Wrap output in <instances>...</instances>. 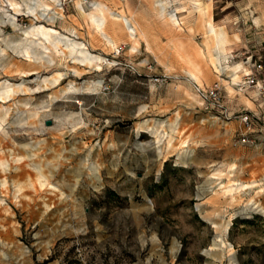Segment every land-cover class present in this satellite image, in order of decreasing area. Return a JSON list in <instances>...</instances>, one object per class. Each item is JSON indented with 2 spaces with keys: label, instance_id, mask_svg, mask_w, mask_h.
<instances>
[{
  "label": "rangeland",
  "instance_id": "1",
  "mask_svg": "<svg viewBox=\"0 0 264 264\" xmlns=\"http://www.w3.org/2000/svg\"><path fill=\"white\" fill-rule=\"evenodd\" d=\"M7 1L0 0V264H264V97L257 95L255 115L247 112L248 128L225 118L244 58L264 60V0H168L165 12L152 8L145 33L154 39H131L108 18L105 35L116 49L96 33L85 15L94 6L83 0H41L53 8L46 12L35 0H15L20 15ZM92 1L122 13L120 0ZM174 11L180 26L170 22ZM39 24L101 61L84 63L64 39L42 50L26 35ZM210 26L231 44L224 55ZM258 80L264 87V75ZM215 82L223 113L194 90ZM252 123L256 130H247ZM240 184L244 191L225 193Z\"/></svg>",
  "mask_w": 264,
  "mask_h": 264
},
{
  "label": "crops",
  "instance_id": "2",
  "mask_svg": "<svg viewBox=\"0 0 264 264\" xmlns=\"http://www.w3.org/2000/svg\"><path fill=\"white\" fill-rule=\"evenodd\" d=\"M120 1H121L122 5H123V10H122V13H117V14H122L126 18V20L128 22L127 25H129V27L133 28V36H129V37L131 39L132 38L134 39L136 36H140L141 38L143 37L145 39H152L154 36L153 35L152 36L147 35V33H145V31L148 32L150 30V26L153 23L150 20V17H151V14H152V8H153V6L155 7L154 3L151 2L150 0H120ZM99 3L103 6V18H104L103 32H101V33L100 32L97 33V30L95 28V24H93L90 21L88 15H87L88 13L85 14L83 12L79 2H77V6H78V8H79L81 13L87 15L89 21L91 22V24L94 27V30H96V33L98 35H100L106 43L109 41L110 42V47L112 49H116L117 48L116 40L112 36H109V35L106 36L105 35V27H106V24L108 22V18H111L109 16V13H115V12H113L111 10H108L107 7L104 4H102L101 2H99ZM95 4H97V3H94V6H95ZM165 11H166V9L164 10V12ZM98 20L100 22V19H98ZM117 22H120V21H117ZM120 23L123 25V27L126 29L128 35H129L128 29H127V25L124 22H120ZM58 33L60 34V32H58ZM60 35H62V34H60ZM233 35L234 34L228 33V38L229 39L232 38ZM74 43H76V42H74ZM148 44H149V42H147V46L150 45V44L149 45ZM107 45H108V43H107ZM115 45H116V47L114 48ZM230 45L231 44H229L228 46H230ZM233 45L236 47L237 46V42H234ZM199 49H200V47L195 49L196 50V54H198V55H199V53H198ZM247 56H249V55H247ZM243 65L244 66L241 65V70L242 71L248 70V66L245 64V60H243ZM234 75H236V77H238L237 68L234 70V73L231 74V76H234ZM231 85L233 86L234 93H233V95H229L228 94V99H229L228 103H230V105L227 104L226 108H227V111H230V112H227V115H226L225 118L228 120L226 122L232 124L233 126H237L238 129L240 130V126H244L245 127V125H244V123L240 120V118L237 115L235 116V115H232V114L235 113V112L238 113L240 111H246V112L251 113V115H255L258 112V109L260 108V106L262 105V102L260 103L261 100L257 99V90L253 86L248 87L243 92H238L236 90V88H235V85L233 83H231ZM240 94L246 95L247 99H249V101L251 102L252 106H249L246 103H240L239 101H236V100H238L240 98L239 97ZM221 122H225V121L221 120ZM247 130H249V131L256 130L255 124L252 123V126L250 127V129H247ZM258 138H259V136H258ZM258 138H256V139H258ZM253 146H257V145L254 144ZM262 158H263V155L261 154V157L257 158L256 161H262L263 160ZM251 161H254V159H251ZM19 261H20V259H17L16 257H12L10 259L9 264H19Z\"/></svg>",
  "mask_w": 264,
  "mask_h": 264
},
{
  "label": "bare ground",
  "instance_id": "3",
  "mask_svg": "<svg viewBox=\"0 0 264 264\" xmlns=\"http://www.w3.org/2000/svg\"><path fill=\"white\" fill-rule=\"evenodd\" d=\"M29 1L32 2V0H29ZM7 2H8L9 10L10 11H13L12 13H14L16 15H20V13H21V5H20V3L17 2V1H15V0L7 1ZM35 2L36 3H39L40 6L43 7V12H46V10H48V9H53L48 4H46L45 2H41V0H35ZM51 2L55 4L56 0H51ZM154 5L155 6H159L161 13H163L164 10L166 9L167 5H168V0H155V4ZM28 8H29L28 10L31 9V12L34 11V9H32L31 6L28 7ZM35 10H36V8H35ZM52 13H54V12H52ZM176 14H178V11L177 12L174 11V15L173 14H169V19H170V22H172V24L174 26H180V22H179V19L176 17ZM47 15H49V13ZM87 15H88L90 21L93 24H95V28L97 30V33L98 32H100V33L103 32V26H104L103 25V22H104V18H103V6L100 3L95 4V6L93 8V11L90 12V13H88ZM109 16L113 20H115V21L124 22L126 25L128 24L126 18L122 14L109 13ZM98 19H100V22H99ZM10 20H11V23L13 25H16V21L17 20L15 18L12 17V18H10ZM127 29H128V32H129V36H133V28L132 27H129V25H127ZM210 31H211V34H214L213 36L216 37V40H217V42H215L216 43V46H219V50L221 51L222 55H224V53H225V44H226V46L228 45L227 44V41H226V38H225L226 35H224L225 33L224 34L223 33L222 34L216 33L215 32V29L213 27H211V26H210ZM26 35L29 36V37H31L35 41L36 45H39L42 50H45V51L48 50L49 49L48 46H50L53 50H57V45L58 44H61L62 43V40L64 39V40L70 42V46H71L72 49H78V51L81 50L79 52L81 55L80 54L79 55L80 56H83V57H81L83 59V62L84 61H87L88 63H91L92 60H96L97 62H100L101 61L100 58L91 55L89 53V51H87L88 49H86L83 45L74 43L67 36L60 35L52 27H46L43 24H39L37 26H32V28L30 29V31L26 32ZM107 43L110 46V42L108 41ZM217 43H218V45H217ZM115 47H116V45L114 46V48ZM82 50H83V52H82ZM217 50H218V48H217ZM26 54H28V53H26ZM27 57H29V55H27ZM77 59L79 61V58H77ZM76 60L74 59V61H76ZM79 62H81V59H80ZM81 63H79V64H81ZM191 76L194 79H197V77L195 75H191ZM233 77H234V79H237L236 75H234ZM229 168L232 169L233 167H230V165H229ZM231 169L228 170L229 173H231L233 171V169L232 170ZM40 183H41V186H42V184H44V180H41ZM225 189H226L225 190V193L232 195L236 191L237 192L244 191V185H241L240 184L237 187L236 186L233 187L232 185H229Z\"/></svg>",
  "mask_w": 264,
  "mask_h": 264
},
{
  "label": "built area",
  "instance_id": "4",
  "mask_svg": "<svg viewBox=\"0 0 264 264\" xmlns=\"http://www.w3.org/2000/svg\"><path fill=\"white\" fill-rule=\"evenodd\" d=\"M68 0H58V6L62 5ZM83 3L87 6H94L92 0H83ZM121 49V47H119ZM245 64L248 66V70L243 71V80L239 83H233L238 92L245 91L248 87L253 86L257 90V95L259 97H264V87L258 80V75H264V60L261 56H257L255 60L252 59V56L249 55L245 59ZM194 90L196 91L198 97L202 100V103L205 104L206 108L216 109L220 113L224 112L223 105V95L221 93V85L218 82H215L213 85L208 87H203L198 84H195ZM237 116L240 120L247 126L251 124L250 115L247 112H239ZM247 139L243 135L240 139V142H246Z\"/></svg>",
  "mask_w": 264,
  "mask_h": 264
},
{
  "label": "water",
  "instance_id": "5",
  "mask_svg": "<svg viewBox=\"0 0 264 264\" xmlns=\"http://www.w3.org/2000/svg\"><path fill=\"white\" fill-rule=\"evenodd\" d=\"M45 124H46V125H50V121H49V120H46V121H45Z\"/></svg>",
  "mask_w": 264,
  "mask_h": 264
}]
</instances>
